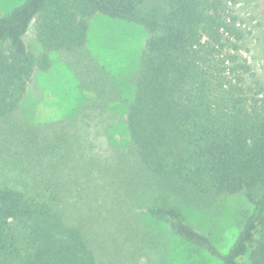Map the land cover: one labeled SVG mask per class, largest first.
Here are the masks:
<instances>
[{
    "label": "trees",
    "instance_id": "1",
    "mask_svg": "<svg viewBox=\"0 0 264 264\" xmlns=\"http://www.w3.org/2000/svg\"><path fill=\"white\" fill-rule=\"evenodd\" d=\"M236 0H23L0 16V121L19 109L49 52L83 46L95 14L141 26L147 38L125 129L161 190L151 219L222 264H264V80L249 61ZM34 28L41 53L30 50ZM25 145L40 151L34 139ZM29 152V154H30ZM23 185L0 182V264H99L68 203L59 162ZM188 203L243 193L252 210L222 251L167 193ZM68 209V205H66ZM149 236V234H148Z\"/></svg>",
    "mask_w": 264,
    "mask_h": 264
},
{
    "label": "rangeland",
    "instance_id": "2",
    "mask_svg": "<svg viewBox=\"0 0 264 264\" xmlns=\"http://www.w3.org/2000/svg\"><path fill=\"white\" fill-rule=\"evenodd\" d=\"M22 1L0 0V16ZM236 1L246 55L264 80V0ZM89 25L83 46L49 52L50 69L36 70L17 112L0 121V182L30 183L44 175V165L56 155L60 164L53 174L62 179L68 202V209L60 211L83 224L99 264H222L148 215L161 190L138 163L124 121L146 31L103 14L90 17ZM25 39L30 50L43 51L33 27ZM27 139L43 151L31 154ZM166 195L222 251L230 248L239 222L252 210L243 193L195 203Z\"/></svg>",
    "mask_w": 264,
    "mask_h": 264
}]
</instances>
